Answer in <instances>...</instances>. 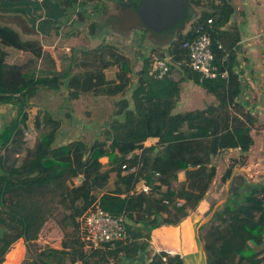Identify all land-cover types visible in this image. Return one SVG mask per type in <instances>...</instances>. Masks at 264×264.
Returning <instances> with one entry per match:
<instances>
[{
  "label": "trees",
  "instance_id": "trees-1",
  "mask_svg": "<svg viewBox=\"0 0 264 264\" xmlns=\"http://www.w3.org/2000/svg\"><path fill=\"white\" fill-rule=\"evenodd\" d=\"M108 1L113 5H105ZM137 2L0 0V11L18 14L10 16L15 20H22L20 15H25L28 24L24 33H31L37 27L33 28L30 8L35 12L41 8L42 26L58 28L63 16L73 15V24L83 21L89 34H93L98 14L107 11L101 25L108 21L115 28L121 22L116 20L122 17L119 13L135 8ZM188 2L201 9L187 30L177 29L162 38L141 28L145 38L154 45L149 55L138 51L141 66L136 72L128 56L108 43L79 51L78 58H66L70 63L62 70L55 69L47 53L49 66L39 70L37 66L45 53L38 40H24L17 25L0 22V104L8 103L14 108L11 120L0 126V262L8 247L22 239L25 257L20 264H74L77 261L107 264L110 260L115 264H131L137 260L142 264H184L178 253L159 251L149 255L151 229L174 225L195 208L215 175L213 159L219 151L236 149L240 157L247 155L253 143L249 132L255 120L238 100L242 78L233 64L240 34L235 26L225 27L233 6L227 0ZM67 10L72 14H67ZM3 18L5 15L1 14L0 19ZM208 18L212 20L209 32L215 61L218 63L226 54V81L202 78L190 70L186 51L181 48L182 41L191 39L195 27ZM216 42L222 49L216 48ZM162 46L169 57L170 71L180 74L174 80L168 75L159 79L148 76L151 54ZM7 48L28 53L30 57L22 63L8 62ZM113 67L112 77H106L104 71ZM132 75L136 80L128 99L123 96ZM186 79L212 94L216 104L172 113L179 97V83ZM42 90L60 91L67 102L82 94L122 98L116 102L117 107L99 137L90 143L75 139L54 145L60 122L45 110L33 123L37 128L42 125L47 129L31 147H26L25 108ZM147 138L156 141L144 146ZM101 157L107 159L106 168L100 162ZM229 168L223 172L221 181L228 177ZM180 171L184 174L181 181L177 180ZM110 175L113 180L109 185ZM138 183L146 186L147 191L137 190ZM95 201L112 216L123 218L126 240L93 250L84 249L77 218ZM59 209L67 211L62 219L70 232L63 234L58 248H37L40 229ZM198 238L202 251L212 257V264H264V184L241 181L198 228ZM8 255H12V248Z\"/></svg>",
  "mask_w": 264,
  "mask_h": 264
},
{
  "label": "rangeland",
  "instance_id": "rangeland-1",
  "mask_svg": "<svg viewBox=\"0 0 264 264\" xmlns=\"http://www.w3.org/2000/svg\"><path fill=\"white\" fill-rule=\"evenodd\" d=\"M203 1L205 3L217 2V0H203ZM234 5L235 7L233 6V13L231 14L229 22L225 25V27L231 28L232 26H235L236 28H238L237 26H241V29L242 28L246 29L247 26L249 25V23H247V17H248L247 12L252 11V8L246 5L238 7L239 4L236 3V0ZM190 7L192 8V11L195 14L194 17L196 18V15H198V11L201 8L191 5ZM240 11H242L243 13L242 15L239 14ZM128 12L129 10L123 11L120 14V16L123 17L116 19V20H121V22L120 21L117 22L116 26L121 28L122 30L117 34L110 33L109 30H112L111 25L106 23L105 25H102L101 30H98L96 34H93L94 36L92 37L89 36L87 33H84L85 30H83L77 32V34L72 37L45 38L42 39L41 41L32 36L33 32L24 33L25 24H28L27 22L28 19L24 15H20L22 16L21 18L22 20H15L12 19L10 16L13 17L19 16L18 14L10 15L9 13L7 14L0 13V15L1 14L5 15V18L0 19V22L9 24L11 26L12 24L17 25L15 27L19 31L21 38L24 40H38V42L42 47V50L45 53L44 57L40 61V64H38L37 66L39 67V70L41 68L45 69L49 66L50 61L48 58V54L50 55L52 54V56H54L56 67L59 68V70H62L61 67L64 66V62H65L64 57L67 58H71V56L74 57L76 56L78 51L88 50L98 46L99 44H104V43H108L116 46L118 50H120L125 55H129V57L133 58V60L134 57L136 56L135 53L138 52V50H140V47L142 46L143 48H145V46H150L147 48L149 50L148 51L146 50L147 54H149L150 48L154 45L152 44L151 41H150L151 44H149L148 43L149 40L145 38L147 41H144V43L143 41H141L139 47L137 48L136 47L137 41L135 40V38L130 41L129 38L127 37L128 35H130L129 32L131 30L129 23L125 21L126 20L125 16L126 13ZM255 12L252 15L257 14ZM101 13H105V15H108L107 11ZM98 18L99 19L101 18L104 21L106 19V17H104V14L103 15L98 14L96 19L98 20ZM192 20L193 19L187 20L185 24L182 26V30L183 29L187 30ZM255 26L256 28H258L259 26H261L262 28L264 27V24H253L254 30H255ZM72 27H74V24L71 25V27H67V28H72ZM85 29H87V27H85ZM68 30L73 31L72 29H68ZM241 35H242V39L240 38V40H242V42L240 41L238 46L239 49H237L238 50L237 59L242 70L247 71L246 73L243 74L244 79H246V81L249 80L250 81L249 83L252 86L250 88L251 89L250 96L246 99V102L248 104L249 103L253 104L251 107H249V109L252 110L251 114L255 116V120L253 122V126L250 131H251V135H257L256 138H259L258 145L259 144L260 145L257 146L256 144L251 149L252 150L250 153L251 156L249 158H247V156L240 157L238 155V151H236L234 153L225 154L226 162L224 164V162H221L218 159V156H216L215 165L218 166L219 175L222 176L223 172L225 171V168L230 167L228 178H226L227 182L223 185V189L221 193L217 196V198L222 199L223 201L227 199V197L229 196V192L234 190L238 186V184L241 183V181L243 180L246 181L247 183H253L251 182V179L255 177V179L263 181L262 183L264 184V57H260V59L257 58L258 56H262V54H264V45L261 39L254 38L257 42L256 47L254 45H252L251 47L250 40L248 41L249 45L244 46L247 40H244L243 38L247 36V30H244L243 33L241 31ZM155 36L158 35L155 34ZM159 36L163 38L162 35ZM66 47L68 48V51L65 50ZM252 48L258 50L256 52L258 56L254 57V55L252 54L250 55V49ZM6 50L8 52V56H7L8 62L22 63L25 62L26 59L30 57L28 53L15 50L13 48L11 49L7 48ZM259 50H261L262 52ZM161 51L163 52V54L161 53ZM153 55L166 57L167 51L164 46H162L161 48L158 47L154 50V53L151 56ZM174 73L176 74L175 78H178L180 76L178 72L174 71ZM148 76H151L149 71H148ZM131 77L133 79L135 76L132 75ZM132 83L134 82L131 81L129 88L125 92L123 97L130 99V92L133 86ZM120 98H122V96L120 95L94 97L90 94H82L81 96H79L78 99L67 102L64 100V97L62 93H60V91H56V92L52 90L40 91L33 99H31L30 105L27 108H25V111L27 113V120H26V128L24 129V133H23L24 134L23 140L25 141L24 146L31 147L32 144L36 141L37 137L40 135V133L47 129V126H42V125L37 128L34 126L33 123L35 117L41 116L45 110L51 113L52 117L59 120L60 122V128L58 130V135L54 142V145L56 146L62 145L75 139H80L86 143H90L92 140L99 137L100 130L103 129L108 124L111 114L117 107L116 102ZM215 103H216V99L212 94L206 92L200 85L192 82L191 80L186 79L179 83V99L176 102L171 112L181 113L194 109H202L207 106L213 105ZM4 104L5 105L0 104V109H2V111L0 112V118L3 123H6L9 122L11 118L14 116V108H12L8 103H4ZM100 162H102L103 168H106L107 161L106 160L101 161L100 159ZM240 165L243 166L248 165L251 167L247 169V171L236 170L237 168H239L238 166ZM247 174H251L252 176L248 177ZM112 180H113V175H110V179L108 183L109 185L112 182ZM216 184L217 182L213 184V188L216 187ZM219 199H217V203L218 204L220 202L223 203V201L222 200L219 201ZM219 206H217L212 210L215 211ZM212 210L209 211L210 215H212V213L214 212ZM66 212L67 211L59 209L57 212L53 214V216L47 219V221L43 224L42 228L38 233L36 239L37 248L42 249L44 247H50V246L59 247L60 242L63 239V234L70 232V227L63 225L64 221L62 218L66 214ZM158 228L159 227L151 229L149 237L151 236V233ZM156 234L157 233H155L154 236L155 241L158 243V245L163 244V240L161 236ZM166 243L169 245V247H173V242L168 241ZM151 254L152 253L149 252V255ZM107 264H115V263L113 260H110ZM188 264L191 263L188 262ZM242 264H246V263H242Z\"/></svg>",
  "mask_w": 264,
  "mask_h": 264
},
{
  "label": "crops",
  "instance_id": "crops-1",
  "mask_svg": "<svg viewBox=\"0 0 264 264\" xmlns=\"http://www.w3.org/2000/svg\"><path fill=\"white\" fill-rule=\"evenodd\" d=\"M227 1L232 6L235 7V5H234L235 0H227ZM236 3L239 4L238 7L246 5V6L252 8V11L247 12V14H248L247 23H249L247 28L241 29V26H237L238 27L237 29H238V32L240 34L241 39H242L241 31L243 33L244 30H247V36L243 38L244 40H247V42L244 46L249 45L248 41L250 40L251 47H252V45H254L256 47L257 42L254 38L261 39L262 43L264 45V27L261 28V26H259L258 28H256V26H255V30L253 27V24H264V9H262V8H264V0H236ZM105 5L112 6L113 4L111 1H108V2H105ZM31 10H33L31 14H32V17L34 18L33 19V28H35V26L37 25V27L35 28V31H33V33H32V36L37 38L40 41L42 39H45V38L72 37V36L76 35L77 32L83 31V30H85L84 33H87L89 36L92 37V36H94L93 34H96V32L98 30H101V27H102V25H101L102 20H101V18L100 19L98 18V25L96 26L95 32L93 34H89V31L87 29H85L86 26L84 25L83 21L75 23L76 26L74 24V27H72V28H67V27H71V25H73V19H74L73 15L68 16L67 17L68 19L65 16H63L61 18V23L58 26V28L44 27L41 25V19L44 17L42 15L43 9L40 8V9L36 10V12L34 9L30 8V11ZM127 10H130V8L125 9L123 11H127ZM67 12H68L67 14H69V15L72 14L70 10L69 11L67 10ZM122 12H120L119 14H121ZM254 12L257 14L252 15ZM0 13H3V12L1 11ZM4 14H7V13L5 12ZM103 14L104 13H101V15H103ZM239 14L242 15L243 14L242 11H240ZM117 16H115V17H117ZM244 20H246V19H244ZM107 23H108V21H107ZM108 24L111 25L110 23H108ZM115 28H116V26H115ZM115 28H113V26L111 25L112 30H109L110 33H116V34L119 33L118 29L117 28L115 29ZM68 29H72L73 31H70ZM131 29L132 30L129 32L130 35H128L127 37L129 38L130 41L135 38V40L137 41L136 47L138 48L140 45V42L143 41V43H144V41H147L146 40L147 38L145 39V35H144L143 30L141 28L136 27V28H131ZM240 41L242 42V40H240ZM240 41L236 45V57L234 60L233 68L236 71L239 70L240 77L242 78V80L240 81L241 92H240V96H239L238 100L245 107V110L247 109L251 113L252 110H250L249 107H251L253 104H251V103L248 104L246 102V99L250 96V91H251L250 88L252 86L250 85L249 80L246 81V79H244L243 74L246 73L247 71L242 70L241 66L238 63V59H237V52H238L237 49H239L238 46H239ZM148 43L151 44L150 41H148ZM251 43H254V44H251ZM148 47H150V46H145V48H143V46H142V47H140V50H138V51L141 52L142 54L149 55L150 51H149V54H147V52H146V50L147 51L149 50V49H147ZM65 50L68 51V48L66 47ZM71 51H72V49H71ZM257 51L258 50H256L255 48L250 49V55L252 54V55H254V57L258 56V54H256ZM259 51H261V50H259ZM78 54H79V51L77 52L76 56H78ZM135 54H136V56L134 57V60H133V58H130L129 55H126L134 64L133 65V72L134 71L136 72V70H138L141 66V58L137 57L138 52H136ZM50 56H51V58L53 57L52 60L55 64V69L59 70V68L56 67V62H55L54 56H52V54ZM260 57H264V54H262V56H258L257 58L260 59ZM66 58L67 57H65L64 66H62L61 69H64L70 63L69 59H66ZM74 69H76V68H74ZM114 70H115L114 67L109 68V70L108 69L105 70L104 71L105 76L106 77L109 76V78H111ZM108 74H110V75H108ZM134 78H133L134 79L133 80L131 77V81L135 82L136 77H134ZM222 80H225V79H222ZM178 99H179V97H178ZM215 104H213V105H215ZM2 105H5V104L3 103ZM253 107H255V106H253ZM1 111H2V109H0V112ZM2 123L3 122L1 121V118H0V126L2 125ZM249 133L251 135V131ZM256 136L257 135H251L253 143L248 149V152L246 155L247 158H249L251 156L250 155V153L252 151L251 149L256 144H257V146L260 145V144L258 145L259 138H256ZM155 141H156L155 138H147L145 141H143V145L149 146V145L154 144ZM236 151H237L236 149L221 150L217 153L216 156H218V159L221 162H224V164H225V162H226L225 154L234 153ZM216 156L213 159V164L215 166V175L212 178L203 198L197 203V205L195 206V208L193 210L189 211L187 213V215L185 217H183L181 220H179V222H177L176 224H174V225H161V226H159L158 229H155L151 233V236H150L151 238L149 237V240H148V243H149L148 252L155 253V252L161 251V252L170 253V254L171 253H178L180 256H182V258L184 260V264H188V262L191 264H212L211 263L212 257L208 253H204L202 251L201 241L198 238V228L203 223H205L209 220V217L211 216L209 211L216 208L217 206H219L222 203V202H220L219 204L217 203V199H219V198H217V196L221 193V191L223 189V185L227 182V179H225L224 181L220 180L221 175H219V173H218V166L215 165ZM100 159H101V161H103V160L107 161L106 157H101ZM238 167L239 168L236 169L238 171L239 170L240 171H247V169H249L251 166L240 165ZM253 169H255V168H253ZM247 175H248V177L252 176L251 174H247ZM183 178H184L183 171L178 172L177 173V180L181 181V180H183ZM76 182H77V180H74V183H76ZM215 182H217V184H216V187L213 188V184ZM251 182L262 183L263 181L255 179V177H254L251 179ZM139 186H140V183H138L136 185L137 190H139ZM220 200H222V199H219V201ZM212 211H214V210H212ZM212 211H211V213H212ZM155 233H157L156 235L161 236V238L163 240V244L158 245V243L155 241V239H154ZM164 241H165V244H164ZM168 241L173 242V247H169V245L166 243ZM11 248H12V255H8V251ZM54 248H58V247L55 246ZM24 257H25V244L23 243L22 239H17L15 242H13L8 247L7 251L3 254L0 264H20L23 261ZM77 262H79V261H77ZM131 264H142V261L137 260Z\"/></svg>",
  "mask_w": 264,
  "mask_h": 264
},
{
  "label": "built area",
  "instance_id": "built-area-1",
  "mask_svg": "<svg viewBox=\"0 0 264 264\" xmlns=\"http://www.w3.org/2000/svg\"><path fill=\"white\" fill-rule=\"evenodd\" d=\"M210 18L205 23L198 24L191 39L183 40L181 48L186 51L187 66L190 70L198 72L202 78L227 79V69L224 65L226 54L215 61L212 50V36L210 35ZM217 49H222L221 44L216 42ZM169 57L151 56L149 73L153 78H162L168 75L172 80L175 78L174 71H170ZM124 168V166H122ZM139 190L147 191V187L141 185ZM79 239L84 249L93 250L103 247L105 244L113 245L115 242L124 241L127 235L124 229V221L121 216H112L104 211L95 201L83 211L77 218ZM74 264H80L75 262Z\"/></svg>",
  "mask_w": 264,
  "mask_h": 264
},
{
  "label": "water",
  "instance_id": "water-1",
  "mask_svg": "<svg viewBox=\"0 0 264 264\" xmlns=\"http://www.w3.org/2000/svg\"><path fill=\"white\" fill-rule=\"evenodd\" d=\"M194 16L188 0H138L125 18L131 28L138 27L168 37L175 30H181Z\"/></svg>",
  "mask_w": 264,
  "mask_h": 264
}]
</instances>
